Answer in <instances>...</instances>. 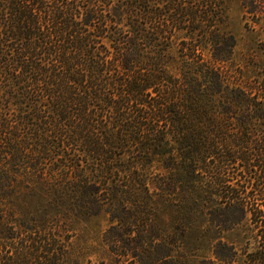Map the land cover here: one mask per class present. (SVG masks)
<instances>
[{"label": "trees", "instance_id": "trees-1", "mask_svg": "<svg viewBox=\"0 0 264 264\" xmlns=\"http://www.w3.org/2000/svg\"><path fill=\"white\" fill-rule=\"evenodd\" d=\"M231 1L0 0V264H264Z\"/></svg>", "mask_w": 264, "mask_h": 264}, {"label": "rangeland", "instance_id": "rangeland-1", "mask_svg": "<svg viewBox=\"0 0 264 264\" xmlns=\"http://www.w3.org/2000/svg\"><path fill=\"white\" fill-rule=\"evenodd\" d=\"M229 17L227 22V30L232 32L237 40V45L234 51V60L232 66L234 69L246 71L247 74L252 75L253 64L257 62L253 58V54L264 57V53L260 50L264 47V27L259 26L253 22L255 19H245L244 9L239 0H232L229 3ZM108 222H100V228L105 229ZM92 258H97L93 256Z\"/></svg>", "mask_w": 264, "mask_h": 264}]
</instances>
